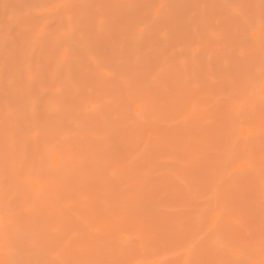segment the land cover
Here are the masks:
<instances>
[{
    "label": "rangeland",
    "instance_id": "rangeland-1",
    "mask_svg": "<svg viewBox=\"0 0 264 264\" xmlns=\"http://www.w3.org/2000/svg\"><path fill=\"white\" fill-rule=\"evenodd\" d=\"M50 170V241L100 246L63 264H264V0H0V264H61Z\"/></svg>",
    "mask_w": 264,
    "mask_h": 264
},
{
    "label": "bare ground",
    "instance_id": "bare-ground-1",
    "mask_svg": "<svg viewBox=\"0 0 264 264\" xmlns=\"http://www.w3.org/2000/svg\"><path fill=\"white\" fill-rule=\"evenodd\" d=\"M165 53H166V51H165ZM118 56V55H117ZM160 56V55H159ZM116 60H118V58H115ZM114 59V60H115ZM155 59H156V57H155ZM161 67V66H160ZM171 67V66H170ZM160 70H161V68H160ZM157 72H158V70H157ZM160 72V71H159ZM129 78V77H128ZM132 75H131V79H130V81L132 80ZM153 78V77H152ZM151 80V79H150ZM153 80H154V78H153ZM95 81H96V79H95ZM94 81V82H95ZM126 81V80H125ZM124 81V82H125ZM152 81V80H151ZM116 82V81H115ZM122 82V84L125 86V84H124V82L123 81H121ZM128 82H129V80L127 81V83H126V86L128 85ZM153 82V81H152ZM120 83V82H119ZM121 84V85H122ZM97 85H98V83H97ZM139 85V84H138ZM100 86H101V84H100ZM117 87H119L118 85H116ZM116 86H114L115 88H116ZM134 86V85H133ZM113 87V85L111 86V88ZM121 87V86H120ZM120 87H119V89H120ZM123 87V86H122ZM129 87V86H128ZM131 87V86H130ZM137 88V87H136ZM99 89V88H98ZM119 89L118 88H116V90H118L119 91ZM125 89H127V88H125ZM130 89V88H129ZM146 89V87L143 89V90H145ZM106 90V89H105ZM104 90V91H105ZM122 90V89H121ZM120 90V92H123V90L121 91ZM132 90V89H131ZM101 91H103V90H101ZM118 91H115L116 93L118 92ZM125 91V90H124ZM138 91V90H137ZM136 91V92H137ZM146 91L148 92V91H150V90H147L146 89ZM145 91V93H147ZM99 92V91H98ZM126 92L127 91H125V96L127 95V98H129V95L128 94H130L129 92L126 94ZM141 92H143V91H141ZM149 93V92H148ZM151 93V92H150ZM118 95V94H117ZM141 95V94H140ZM144 95V94H143ZM146 95V94H145ZM151 95V94H150ZM119 96V95H118ZM123 97V96H122ZM145 97H148V95H146V96H144V98ZM114 98H115V95H114ZM120 98V97H119ZM127 98L125 99V101L127 100ZM150 98H152V97H150ZM131 99V98H130ZM136 99V98H135ZM134 99V100H135ZM146 99H148V98H146ZM143 100V99H142ZM151 100V99H150ZM128 101H129V99H128ZM119 102V101H118ZM117 102V103H118ZM128 104V103H127ZM143 104V103H142ZM129 105V104H128ZM134 105H136V104H134ZM137 105H138V103H137ZM132 106V105H131ZM50 108V107H49ZM122 108V107H121ZM134 108V107H133ZM106 109V108H105ZM124 109V108H123ZM71 110V109H70ZM46 111H47V109H46ZM49 112H50V109H49ZM117 112V111H116ZM124 112V111H123ZM113 113H115V111H113ZM113 113H112V115H113ZM117 114V113H116ZM134 114V113H133ZM139 114H141V113H139ZM93 116V115H92ZM120 116V115H119ZM123 117V116H122ZM145 117V116H144ZM144 117H143V115H141V118H139L140 119V121L142 120H144ZM124 118H125V115H124ZM135 119V118H134ZM134 119H133V121H134ZM138 118H137V120L136 121H138L139 120ZM148 119V118H147ZM121 120H122V118H121ZM120 120V121H121ZM48 121V120H47ZM68 121H70V120H68ZM117 121H118V119H117ZM116 121V122H117ZM119 121V122H120ZM136 121H134V122H136ZM141 121V123H143ZM71 122V121H70ZM116 122H114V123H116ZM124 122H125V119H124ZM127 122V121H126ZM128 122H129V120H128ZM134 122H133V125H134ZM113 123V124H114ZM106 124V123H105ZM112 124V123H111ZM122 124V123H121ZM51 125V124H50ZM110 125V124H109ZM118 125V124H117ZM133 125H132V128H133ZM143 125V124H142ZM105 126H107V125H105ZM119 126V125H118ZM117 126V127H118ZM126 126V125H125ZM138 126L139 125H137V127L136 128H138ZM144 126H145V124H144ZM53 127H55V126H53ZM61 127V126H60ZM87 127H88V125H87ZM113 128V126L109 129V131L111 130ZM122 128V127H121ZM126 128V127H125ZM40 130L42 129L41 127L39 128ZM50 129H51V126H50ZM55 129H56V127H55ZM119 129V128H118ZM39 130V131H40ZM43 130V129H42ZM52 130V129H51ZM107 130V129H106ZM116 131V129L114 128L113 129V131ZM128 130H129V128H128ZM131 130V129H130ZM34 131V130H33ZM44 131V130H43ZM43 131H41V132H43ZM122 131H124L125 132V130H121V131H119L120 132V134H121V132ZM127 131V130H126ZM131 131H133V130H131ZM35 132H36V129H35ZM107 132V131H106ZM134 132V131H133ZM77 133V132H76ZM89 133H90V131H89ZM95 133V132H94ZM102 132H100V134H101ZM105 133V132H104ZM128 133V132H127ZM135 133V132H134ZM66 134V133H65ZM70 134H73V133H70ZM115 134H116V132H115ZM114 134V137L116 136ZM102 135V134H101ZM104 135V134H103ZM108 135H109V133H108ZM108 135H106V136H108ZM130 135V134H129ZM105 136V135H104ZM106 136H105V138H106ZM109 136H111V137H113V135H109ZM119 136V135H118ZM120 137V136H119ZM122 137V136H121ZM100 137L98 136V139H99ZM104 138V137H103ZM117 138V137H116ZM73 140H75V139H73ZM100 141H101V138H100ZM105 141V140H104ZM106 141H108V140H106ZM126 141V140H125ZM103 142V141H102ZM99 144H101V146H102V144H104V143H101V142H98ZM109 143H110V141H109ZM123 143H124V139H123ZM129 143V142H128ZM106 144V143H105ZM108 144V143H107ZM126 144V143H125ZM110 146V145H109ZM98 147V146H97ZM97 147L95 146L94 148L95 149H97ZM116 147H117V145H116ZM126 147V146H125ZM109 148V147H108ZM107 148V149H108ZM106 149V150H107ZM111 149H112V147H111ZM98 150V149H97ZM106 150H104L105 152H104V154H103V149H102V152L100 153L102 156L103 155H105L106 157H107V153H106ZM126 150H130L129 149V147H128V149L126 148L125 150H124V147H123V151H125V153H126ZM92 151H94V149L92 148ZM99 151V150H98ZM95 152V153H94ZM93 153H94V155H93V153L91 152L90 153V155H93V158L92 159H90L89 157V159H90V161H94V165H95V161H97V160H95V154H96V150L94 151ZM111 152V151H110ZM110 152L108 153V155H110ZM2 153V152H1ZM99 153V152H98ZM113 152H111V157L113 156V154H112ZM126 155V154H125ZM129 155V154H128ZM10 157V156H9ZM89 159H88V161H89ZM111 160H113V161H116L115 159H111ZM76 161H78V160H76ZM86 161H87V159L85 160V163H86ZM88 161H87V163H86V166H87V169L90 167V165L93 163H91L90 161V163L91 164H89L88 163ZM118 161V160H117ZM116 161V162H117ZM110 162V161H109ZM89 164V165H88ZM109 164V163H108ZM16 165V164H15ZM93 164H92V166H94ZM96 165H97V163H96ZM95 165V166H96ZM99 165L101 166V165H103V164H100L99 163ZM114 165H115V162H114ZM85 166V167H86ZM110 166V165H109ZM117 166V165H116ZM84 167V169H83V173H88V175L87 176H90V175H92V174H90V172L92 171H95V169L94 170H92V169H88V170H86V168ZM120 167V166H119ZM96 168H98V166H96ZM104 168V167H103ZM116 168H118V167H116ZM64 170H65V167L63 166V169L61 170V172H64ZM73 170V169H72ZM71 170V171H72ZM77 170V169H76ZM75 169H74V172L72 171L71 173H72V175L71 176H74L78 171H76ZM100 170V167H99V169H98V171ZM113 170H114V167H113ZM112 170V171H113ZM15 171V170H14ZM52 170H50V172L48 173V174H45V175H42L43 177V179H44V176H45V178L47 179V181H45L44 183V185H43V189H41V191L40 192H37L36 191V189H35V197L34 198H32L33 200H35L34 202L36 203L37 202V204H38V206L37 207H39L40 209H39V212H41L42 213V215L41 216H39V218L41 219V222H39V224L40 223H42L43 224V228H42V225L40 226V228H42L43 229V231H40V232H42V236H43V242L44 243H42V244H44L45 246H47L48 248H46V250H48V249H51V251L50 250H48V254L49 255H51L52 254V257H49V256H47L48 257V259H46V261L44 262V263H54V261H55V254L54 253H52V248H53V245H54V250H53V252H55V249H56V245H57V248L58 247H60L59 245L60 244H58V242H57V240H55L54 242L56 243H54L53 242V240L52 241H50L51 240V238L52 239H54V238H56V237H54L53 235H55V234H58L59 233V226H58V224L60 223H58L57 221V219H62V217H65L66 215L64 214L65 213V211H64V213H61V212H53V210L56 208V207H54V203H53V210H52V199L54 200V198H52V191L54 190V189H61V187H63V184H64V182L66 181V179L68 178V175H67V178L65 179V176H64V174L63 173H61L60 174V176H57L56 174H55V177H53L52 178V175L54 174L53 172H51ZM76 171V172H75ZM98 171H95V172H98ZM115 171V170H114ZM113 171V175L116 173V172H114ZM80 172V171H79ZM104 172V171H103ZM53 173V174H52ZM65 173V172H64ZM73 173H74V175H73ZM86 173V174H87ZM99 173H100V171H99ZM4 174V173H3ZM6 174V173H5ZM9 174V173H8ZM66 174H68L67 172H66ZM79 174V173H78ZM90 174V175H89ZM109 175V174H108ZM10 176V175H9ZM94 176V175H93ZM96 176H97V174H96ZM96 176H95V178H92V179H94V180H96L97 178H96ZM100 176V175H99ZM102 176H104V175H102ZM37 177H39V175L37 176ZM75 177V176H74ZM111 177V176H110ZM40 178V177H39ZM72 179H73V177H71ZM103 178V177H102ZM112 178V177H111ZM8 179V178H7ZM75 179L76 178H74V181L73 182H75L76 183V181H75ZM98 179H100L99 181H101V177L100 178H98ZM65 180V181H64ZM108 179H104V181H106V182H108L107 181ZM15 181H16V179H15ZM59 183H58V182ZM60 181H61V183H62V181H64L63 182V184L61 185V183H60ZM68 181H72V180H70V179H68ZM89 181H90V179H89ZM104 181H102V182H104ZM33 182V181H32ZM56 182V183H55ZM78 182V181H77ZM97 182H98V180H97ZM102 182H98V184L99 183H102ZM106 182H104V183H106ZM109 182H112V181H109ZM108 182V183H109ZM12 183V182H11ZM58 183V184H57ZM69 183V182H68ZM74 183V184H75ZM53 184H55V186L53 187ZM65 184H67V181H66V183ZM73 184V183H72ZM87 184V183H86ZM88 184L89 185H91L89 182H88ZM87 184V185H88ZM111 184V183H110ZM61 187H60V186ZM95 183H94V187H95ZM100 185V184H99ZM106 185H108L107 183H106ZM58 186H59V188H58ZM67 186V185H66ZM73 186V185H72ZM75 186H76V184H75ZM98 186V185H97ZM101 186V185H100ZM109 186V185H108ZM108 186H107V188H108ZM15 187V186H14ZM92 187H93V183H92ZM65 188V187H64ZM89 188H91V187H89ZM100 188V187H99ZM102 188V187H101ZM106 188V187H105ZM8 189H9V187H8ZM78 189H80V188H78ZM82 189H85V188H82ZM82 189H81V191H82ZM95 189V188H94ZM12 190V189H11ZM101 190V189H100ZM60 191V190H59ZM76 191V190H75ZM84 191V190H83ZM107 191V190H106ZM8 192V191H7ZM13 192V191H12ZM103 192V191H102ZM105 192V191H104ZM1 193V192H0ZM56 193V192H55ZM55 193H53L54 195H55ZM81 193V192H80ZM22 194H23V192H22ZM84 194V193H83ZM18 194H16V196H17ZM66 195V194H65ZM79 198V197H78ZM81 198H83V197H81ZM85 198L86 197H84V200H85ZM17 199V198H16ZM77 199V198H76ZM75 199V200H76ZM82 200V199H81ZM16 201V200H15ZM67 201H70L71 202V199H68ZM67 201H66V203H67ZM92 201V200H91ZM99 201V200H98ZM120 201V200H119ZM54 202H55V200H54ZM65 202V201H64ZM76 202V201H75ZM80 202H82V201H80ZM88 202H90V201H88ZM12 203V202H11ZM32 203V205L33 206H35V203L33 204V202H31ZM56 203V202H55ZM59 202L57 201V203H56V205L58 204ZM72 203V202H71ZM85 203H87V202H85ZM93 203H95V202H93ZM119 203V202H118ZM77 204V203H76ZM76 204L74 205V206H76ZM91 204H92V202H91ZM100 204V203H99ZM88 205V204H87ZM96 205V204H95ZM98 205V204H97ZM107 205V207L104 209V211H98V208H97V210L95 209V210H93V212L95 211V214L96 215H100L101 216V218L100 217H98L99 218V220L101 219H104L105 218V216H106V212H107V209L108 208H110V207H112V205H109V204H106ZM119 205V204H118ZM117 205V206H118ZM60 206V205H59ZM79 206V208L82 206H80V205H78ZM89 206H91V205H89ZM100 206V205H99ZM30 207H32V206H30ZM92 207H95V206H92ZM98 207V206H97ZM102 207H104V206H101V209H102ZM60 208H62V207H60ZM60 208H59V210H60ZM77 208V207H76ZM88 208V207H87ZM86 208V209H87ZM96 208V207H95ZM30 209V208H29ZM34 209V208H33ZM36 209V208H35ZM63 209H64V207H63ZM62 209V210H63ZM67 209H70V216H76L75 214L77 213V216H78V213H80V212H78V211H76V209L74 210V212L76 211V213L74 214V212H73V209H71V207H66V212H68V210ZM83 209V210H82ZM82 213H83V211H85V207H83L82 206ZM100 208H99V210H101ZM58 210V211H59ZM71 210H72V212H71ZM91 210V212L90 213H92V209H90ZM27 212H28V210H27ZM87 212H88V210H87ZM31 213H32V209H31ZM81 213V214H82ZM90 213H89V215H90ZM72 214V215H71ZM7 215V214H6ZM35 214H32V216H31V219H33L35 216H34ZM37 215V214H36ZM84 215H85V213H84ZM95 215V216H96ZM28 216H30V213L28 214ZM33 217V218H32ZM82 217H85V216H82ZM89 217V216H88ZM97 217H94V218H97ZM30 218V217H29ZM90 218V217H89ZM74 219V218H73ZM72 219V220H73ZM77 219V218H76ZM84 219V218H83ZM90 219H93V218H90ZM29 219H27V221H28ZM67 220V219H66ZM161 219H157L155 222V226L157 227V229H159V230H161V226H163V224H164V229H165V232H168V230L170 231V228H169V225L167 224V223H163L162 222V220L160 221ZM63 221V220H62ZM71 221V220H70ZM77 221V220H76ZM75 221V222H76ZM78 221H80L81 222V217L80 218H78ZM85 221H86V219H85ZM88 221V220H87ZM97 221H98V219H97ZM64 222V221H63ZM63 222H62V224H63ZM68 222V221H67ZM67 222H66V224H67ZM29 223H31V222H29ZM34 223V222H33ZM68 223H70V222H68ZM72 223H74V221L72 222ZM32 224V223H31ZM30 224V225H31ZM96 224H98V223H96ZM96 224H94L95 225V227H96ZM174 223H173V221H172V224H171V230H172V228H173V225ZM68 225H70V224H68ZM100 225V224H99ZM167 225V226H166ZM175 225H177V224H175ZM10 226V225H9ZM26 226V225H25ZM58 226V227H57ZM61 226V225H60ZM64 226V225H63ZM79 226H80V224H79ZM105 226V225H104ZM33 227V226H32ZM66 227V226H65ZM98 227V226H97ZM166 227V228H165ZM168 227V228H167ZM38 230H37V232L39 231V228L38 227H36ZM67 229H68V227H66ZM88 228V227H87ZM105 228H106V226H105ZM174 228H175V226H174ZM177 228H178V225H177V227H176V230L175 229H173L174 230V232L175 231H177ZM11 229H12V227H11ZM28 229V227L26 226V229L25 230H27ZM33 229V231H34V233H35V228L33 227L32 228ZM41 229V230H42ZM166 229H168L167 231H166ZM13 230V229H12ZM61 230V229H60ZM9 231L11 232V230L9 229ZM29 231H31V230H29ZM66 230L64 229V232H65ZM95 231H99L98 229L97 230H95ZM63 232V233H64ZM69 232V231H68ZM32 233V232H31ZM39 233V232H38ZM55 233V234H54ZM99 233V232H98ZM14 234V233H13ZM53 234V235H52ZM60 234V233H59ZM68 234V233H67ZM73 234H76V232L75 233H73ZM90 234V233H89ZM92 234H94V237L96 236V238L97 239H99V235H100V233L99 234H97L96 233V235H95V233H93L92 232ZM22 235V234H21ZM28 236V235H27ZM42 236H41V238H42ZM54 237V238H53ZM73 237H75V239L77 238V240H78V235H77V237H76V235H73ZM80 237H82L81 235H80ZM79 237V238H80ZM84 237V236H83ZM64 239H65V237H63ZM67 238V237H66ZM71 238V237H70ZM68 239V238H67ZM66 240V239H65ZM82 240V239H81ZM81 240H79L78 241V244H79V242H81ZM87 240V239H86ZM32 242H33V240H31ZM62 241H63V239H62ZM23 242H24V240H23ZM30 242V241H29ZM37 242V241H36ZM48 242H50V243H48ZM82 242H86L85 240L84 241H82ZM88 242V241H87ZM52 243H53V245H52ZM21 244H23V243H21ZM67 244H70V243H68V240H67ZM91 244H93V242H91ZM7 245V244H6ZM51 245H52V247H51ZM74 246L75 244H73V243H71V246ZM20 246V245H19ZM34 246V245H33ZM68 246H70V245H68ZM77 246V245H76ZM27 247V246H26ZM25 246H22V248H23V250L24 251H26V253L28 252V254H29V251H27L26 249L28 248H26ZM35 247V246H34ZM21 248V249H22ZM25 248V249H24ZM44 248V247H43ZM61 248H62V245H61ZM61 248L59 249L58 248V252H57V260H56V262L55 263H61V264H63L64 263V261L65 260H67V261H69V262H66V263H101L100 262V260H98L99 259V257L95 254V252H96V250L98 249V248H100V246L99 245H93V246H86V244H81V245H78L77 246V248L76 249H78L77 251H76V254H72V253H70L69 251H66V248L64 249V248H62V250H61ZM70 247H68V249H69ZM29 249V248H28ZM36 249H38V248H36ZM65 251H64V250ZM73 249H75V247L73 248ZM20 250V249H19ZM72 249H70V251H71ZM6 251V250H5ZM73 252H75V251H73ZM5 253H7V252H5ZM103 253H106V261L105 262H107V261H109V260H111L110 258H112V256H111V253H108V252H103ZM40 254V253H39ZM39 254H37V255H39ZM42 254V258L43 257H45V255L43 256V253H41ZM36 255V256H37ZM6 256H8V255H6ZM10 256V255H9ZM35 256V257H36ZM40 256V255H39ZM38 256V257H39ZM23 257V256H22ZM28 257V256H27ZM34 257V258H35ZM4 258V257H3ZM7 258V257H6ZM24 258H26V256H24ZM30 258L31 257H29V262H28V260L26 261V263H31L30 262ZM34 258L32 257V259L34 260ZM49 258H50V261H53V262H49L48 260H49ZM28 259V258H27ZM32 259H31V261H32ZM39 259V258H38ZM52 259V260H51ZM13 260V259H12ZM10 261V260H9ZM9 261H8V263H9ZM23 261V260H22ZM25 261V260H24ZM4 262H6L5 260H4ZM111 262H112V260H111ZM10 263H14L13 261H10ZM21 263H23V262H21ZM35 263V262H34ZM31 264H33V263H31ZM180 264H182V263H180ZM185 264V263H184Z\"/></svg>",
    "mask_w": 264,
    "mask_h": 264
}]
</instances>
